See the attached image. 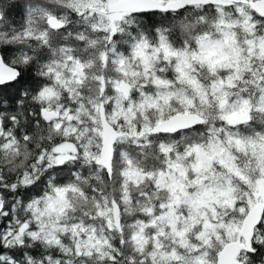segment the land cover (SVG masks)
Returning <instances> with one entry per match:
<instances>
[{
  "label": "snow or ice",
  "instance_id": "6c2138e0",
  "mask_svg": "<svg viewBox=\"0 0 264 264\" xmlns=\"http://www.w3.org/2000/svg\"><path fill=\"white\" fill-rule=\"evenodd\" d=\"M0 264H264V0H0Z\"/></svg>",
  "mask_w": 264,
  "mask_h": 264
}]
</instances>
